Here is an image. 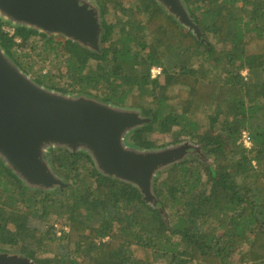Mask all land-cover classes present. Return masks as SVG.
Here are the masks:
<instances>
[{"label":"trees","instance_id":"16d2710c","mask_svg":"<svg viewBox=\"0 0 264 264\" xmlns=\"http://www.w3.org/2000/svg\"><path fill=\"white\" fill-rule=\"evenodd\" d=\"M182 1L200 38L155 0H95L98 50L24 26L10 34L0 19V47L37 85L149 118L127 134L130 148L189 140L193 154L157 172L149 203L83 150H47L65 185L48 189L0 157V253L36 264H264V0ZM31 55L63 84L34 72Z\"/></svg>","mask_w":264,"mask_h":264},{"label":"water","instance_id":"95a60500","mask_svg":"<svg viewBox=\"0 0 264 264\" xmlns=\"http://www.w3.org/2000/svg\"><path fill=\"white\" fill-rule=\"evenodd\" d=\"M155 1L200 38L182 0ZM0 19L47 35H61L92 50L100 47L99 11L85 0H0ZM148 122L136 110L62 95L37 85L0 47V157L28 186H65L43 158L50 147H65L73 152L83 150L98 172L134 185L146 202H153V178L182 160L191 145L143 152L128 147L127 134ZM0 264L36 263L0 253Z\"/></svg>","mask_w":264,"mask_h":264},{"label":"rangeland","instance_id":"374dc122","mask_svg":"<svg viewBox=\"0 0 264 264\" xmlns=\"http://www.w3.org/2000/svg\"><path fill=\"white\" fill-rule=\"evenodd\" d=\"M85 1H88L89 2V4H91L92 5V7L93 8H98V6L96 5V3H95V0H85ZM121 2H122V4L124 5L125 4V6H132V5H136L137 4V2H138V0H121ZM98 11H99V9H98ZM12 24H10V25H6V26H4V30L6 31V32H10V33H12L13 32V28H12ZM207 39H209V40H211L213 43H215L214 42V40H212L211 38H208L207 37ZM216 46V45H215ZM218 46H216V48H217ZM32 57L30 58V60H31V62H33V64H34V66H33V71L34 72H37L40 68H42V73H46L47 71H50V74L52 75V79L56 82V83H58V84H63V82H64V79H61V78H59V76L57 75V71H56V69H57V67L56 66H51L50 64H48V63H40V62H38V61H36V59H35V57H34V55H31ZM151 73V72H150ZM242 74L243 75H246V72H242ZM159 76V75H158ZM157 76V77H158ZM152 78V77H151ZM176 90V88H174V90H173V92ZM142 117H145V116H143L142 115ZM203 122V124H205V121H202ZM154 138H155V140H156V142L157 143H159V145L160 144H162V143H167V142H169V141H171V138H170V136H154ZM182 143H188V144H190L191 145V143H190V141L189 140H187V141H184V142H182ZM182 143H180V144H182ZM196 147H197V145H196ZM251 147H252V145H251ZM250 147V148H251ZM249 148V149H250ZM190 153H192V151H190V150H188V154H190ZM186 155L184 158H187L188 156H193V154H190V155ZM161 171V170H160ZM55 227H56V230L57 231H59V229H61V227H62V225H61V221L59 222V223H57L56 225H55ZM4 253H7V254H9V255H15V254H13V253H9V252H4ZM49 255H50V253H49ZM158 264H163L162 262H159Z\"/></svg>","mask_w":264,"mask_h":264},{"label":"built area","instance_id":"2783aa9c","mask_svg":"<svg viewBox=\"0 0 264 264\" xmlns=\"http://www.w3.org/2000/svg\"><path fill=\"white\" fill-rule=\"evenodd\" d=\"M10 34H12V33H10ZM160 72H161V69L159 67H153L151 69V77L152 78H156L158 75H160ZM241 143L246 148H250L251 145H252V141H251L249 135L246 132L242 133Z\"/></svg>","mask_w":264,"mask_h":264},{"label":"clouds","instance_id":"9594fccd","mask_svg":"<svg viewBox=\"0 0 264 264\" xmlns=\"http://www.w3.org/2000/svg\"><path fill=\"white\" fill-rule=\"evenodd\" d=\"M151 72V71H150Z\"/></svg>","mask_w":264,"mask_h":264}]
</instances>
